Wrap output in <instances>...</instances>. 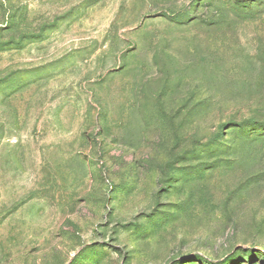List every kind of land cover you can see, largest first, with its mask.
Returning a JSON list of instances; mask_svg holds the SVG:
<instances>
[{
	"label": "rangeland",
	"instance_id": "1",
	"mask_svg": "<svg viewBox=\"0 0 264 264\" xmlns=\"http://www.w3.org/2000/svg\"><path fill=\"white\" fill-rule=\"evenodd\" d=\"M0 264H264V0H0Z\"/></svg>",
	"mask_w": 264,
	"mask_h": 264
}]
</instances>
